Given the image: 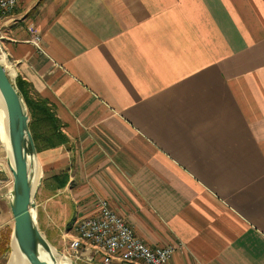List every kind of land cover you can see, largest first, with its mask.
<instances>
[{
  "label": "crops",
  "instance_id": "crops-1",
  "mask_svg": "<svg viewBox=\"0 0 264 264\" xmlns=\"http://www.w3.org/2000/svg\"><path fill=\"white\" fill-rule=\"evenodd\" d=\"M0 49L69 138L34 163L53 244L105 199L170 264H264V0H19Z\"/></svg>",
  "mask_w": 264,
  "mask_h": 264
},
{
  "label": "water",
  "instance_id": "water-1",
  "mask_svg": "<svg viewBox=\"0 0 264 264\" xmlns=\"http://www.w3.org/2000/svg\"><path fill=\"white\" fill-rule=\"evenodd\" d=\"M0 92L6 107L13 147V159L8 162L13 175L10 194V208L14 218L12 238L18 240L23 251L32 260L31 264H59L51 251L52 247L37 225L36 190L33 188L37 149L29 128V113L16 84L1 63ZM28 150L31 151V160Z\"/></svg>",
  "mask_w": 264,
  "mask_h": 264
},
{
  "label": "built area",
  "instance_id": "built-area-1",
  "mask_svg": "<svg viewBox=\"0 0 264 264\" xmlns=\"http://www.w3.org/2000/svg\"><path fill=\"white\" fill-rule=\"evenodd\" d=\"M18 5L19 0H0V19L11 15ZM33 43L40 48L38 36ZM97 208L96 216L74 223L68 249L76 260L93 262L97 256H102L103 264L115 260L129 264H170L178 246L151 247L136 236L134 229L107 200L100 199Z\"/></svg>",
  "mask_w": 264,
  "mask_h": 264
},
{
  "label": "trees",
  "instance_id": "trees-1",
  "mask_svg": "<svg viewBox=\"0 0 264 264\" xmlns=\"http://www.w3.org/2000/svg\"><path fill=\"white\" fill-rule=\"evenodd\" d=\"M16 87L28 109L30 116L29 128L37 152L68 144L69 138L63 132L64 125L58 118L53 105L48 100L40 97L32 86L21 78H17ZM45 181H49L51 191L56 192L67 186L68 176L62 173L52 178H47ZM11 230L9 227L0 236V257L10 249Z\"/></svg>",
  "mask_w": 264,
  "mask_h": 264
},
{
  "label": "rangeland",
  "instance_id": "rangeland-1",
  "mask_svg": "<svg viewBox=\"0 0 264 264\" xmlns=\"http://www.w3.org/2000/svg\"><path fill=\"white\" fill-rule=\"evenodd\" d=\"M28 111V109H27ZM30 117V116H29ZM30 123V122H29ZM29 152V158L31 160V151L28 150ZM11 161V153L6 147L5 143V138L0 135V167L2 168V171L0 173V225L3 223L5 225L8 221V227L11 229L14 228V218L13 214L11 212L10 208V198L11 195H9V191H12L13 187V175L11 171L9 170L8 162ZM37 162V161H36ZM41 179V178H40ZM42 180V179H41ZM41 180H39L35 190V200L37 204V193L41 185ZM46 216V215H45ZM36 219H37V225L40 229V232L43 234L49 245L57 252L59 255L62 257L66 256L68 259L73 262L74 256L71 255L69 251V241L71 239V233H73V228L72 230L68 231L62 238L60 239L59 244H53L48 235H46L45 231H43L40 220L39 218L37 209H36ZM1 229V227H0ZM12 232L11 230V237H10V244H9V251L6 254H3L0 257V264H7L8 259L10 258L11 252H12V243H13V238H12ZM33 263V262H32ZM74 264V263H73Z\"/></svg>",
  "mask_w": 264,
  "mask_h": 264
},
{
  "label": "bare ground",
  "instance_id": "bare-ground-1",
  "mask_svg": "<svg viewBox=\"0 0 264 264\" xmlns=\"http://www.w3.org/2000/svg\"><path fill=\"white\" fill-rule=\"evenodd\" d=\"M0 63L5 66L9 65L6 55L1 52H0ZM0 135L5 138L6 147L10 151L11 158L13 159V156H12L13 147H12L10 131H9L8 116H7L5 103L1 95V92H0ZM38 178L39 177L36 176V179H35L36 182L34 183V188L37 185ZM51 251L54 254L52 249ZM31 263H32V260L29 259V257L23 251L18 240L14 238L13 243H12V252L9 258V264H31ZM59 264H69V263L59 262Z\"/></svg>",
  "mask_w": 264,
  "mask_h": 264
}]
</instances>
